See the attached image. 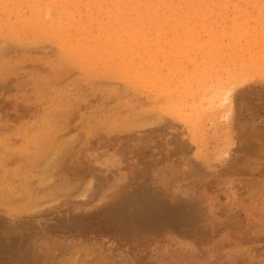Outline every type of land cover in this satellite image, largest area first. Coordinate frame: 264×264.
Wrapping results in <instances>:
<instances>
[{
  "label": "rangeland",
  "instance_id": "rangeland-1",
  "mask_svg": "<svg viewBox=\"0 0 264 264\" xmlns=\"http://www.w3.org/2000/svg\"><path fill=\"white\" fill-rule=\"evenodd\" d=\"M172 1L0 0V264H264V0Z\"/></svg>",
  "mask_w": 264,
  "mask_h": 264
},
{
  "label": "bare ground",
  "instance_id": "bare-ground-1",
  "mask_svg": "<svg viewBox=\"0 0 264 264\" xmlns=\"http://www.w3.org/2000/svg\"><path fill=\"white\" fill-rule=\"evenodd\" d=\"M173 1H174V0H173ZM173 1H172V2H173ZM174 2H175V1H174ZM19 3H20V2H19ZM26 3H27V2H26ZM24 5H25V3H24ZM19 7H20V6H19ZM58 9H59V8H58ZM82 9H83V8H82ZM69 10H71V9H69ZM175 10H176V9H175ZM18 11H19V10H18ZM157 11H158V10H157ZM53 12L55 13V11H53ZM166 12H167V11H166ZM42 13H43V12H42ZM44 14H45V13H44ZM165 14H166V13H165ZM221 15H222V14H221ZM46 16H47V15H46ZM10 18H11V16H10ZM103 18H104V17H103ZM103 18H102V19H103ZM60 19H61V18H60ZM82 20H83V19H82ZM159 20H160V19H159ZM84 21H85V20H84ZM132 21H133V20H132ZM49 22H50V21H49ZM49 22H47V21H45V20H43V19H41V18H38V22L34 23L33 26L31 27V29H33V30H35V31H38V32H40V33L43 34V32L46 31L47 28H50V27L53 26V25H52L51 23H49ZM92 23H93V22H92ZM17 24H18V23H17ZM17 24H16V25H17ZM182 24H183V23H182ZM224 24H225V23H224ZM189 25H190V24H189ZM104 26H106V25H104ZM166 26H167V25H166ZM16 27H17V26H16ZM143 28H144V27H143ZM75 29H76V28H75ZM152 29H153V28H152ZM153 30H154V29H153ZM167 30H168V29H167ZM23 31H24V30H23ZM23 31H22V32H23ZM73 31H74V30H72L71 33H73ZM27 32H28V31H27ZM27 32H26V33H27ZM61 32H62V31H61ZM94 32H95V31H94ZM218 32H219V31H218ZM251 32H252V31H251ZM71 33H70V35H72ZM79 33H80V32H79ZM74 34H75V33H74ZM76 34H77V33H76ZM70 35H69V36H70ZM61 36H62V35H61ZM74 36H76V35H74ZM74 36H73V37H74ZM82 36H83V35H82ZM149 36H150V35H149ZM259 36H260V35H259ZM66 37H67V36H66ZM71 37H72V36H71ZM63 38H64V37H62V39H63ZM69 38H70V37H67V41H69V40H68ZM72 39H73V38H72ZM81 39H82V38H81ZM0 40H1V38H0ZM70 40H71V39H70ZM224 40H225V39H224ZM253 40H254V39H253ZM45 41H46V40H45ZM65 41H66V40H65ZM0 42H1V41H0ZM5 42L7 43V41H5ZM11 42H12V40H11ZM39 42H40V41H39ZM60 42H61V41H60ZM62 42H64V40H63ZM21 43H22V42H21ZM42 43H43V42H42ZM96 43H97V42H96ZM112 43H113V42H112ZM64 44H65V42H64ZM89 44H90V43L88 42V45H89ZM26 45H27V44H26ZM105 45H106V44H105ZM131 45H133V44H131ZM121 46H122V45H121ZM139 46H140V45H139ZM141 47H142V46H141ZM75 48H76V47H75ZM164 48H165V47H164ZM94 53H95V52H94ZM190 54H191V53H190ZM157 55H158V54H157ZM132 56H133V54H132ZM71 57H72V56H71ZM93 57H94V56H93ZM183 58H184V57H183ZM87 59H88V58H87ZM181 59H182V58H181ZM88 60H89V59H88ZM113 61H114V60H113ZM142 62H143V61L141 60V63H142ZM245 63L248 64V62H245L243 59H240V67L245 68V67H246ZM194 64H195V63H194ZM39 65H40V64H39ZM237 66H238V65H237ZM237 66H236V67H237ZM97 67H98V66H97ZM145 67H146V65H145ZM199 67H200V66H199ZM236 67H235V68H236ZM27 68H29V67H27ZM168 68H169V67H168ZM235 68H234V69H235ZM3 69H4V68H3ZM40 69H41V68H40ZM40 69H39V70H40ZM120 69H121V68H120ZM127 69H128V68H127ZM139 69H140V68H139ZM5 70H6V69H5ZM5 70H3V71H5ZM236 70H239V69H236ZM241 70H242V69H241ZM241 70H239V71H241ZM46 71H47V73H49L48 70H46ZM159 71H160V70H159ZM239 71H238V72H239ZM129 72H130V71H129ZM146 72H147V71H146ZM146 72H145V73H146ZM47 73H46V74H47ZM134 73H135V72H134ZM152 73H153V72H152ZM154 73H155V72H154ZM159 73H160V72H159ZM164 73H165V72H164ZM235 73H236V72H235ZM40 74H41V71H40ZM46 74H45V75H46ZM135 74H136V73H135ZM231 74H232V72H231L229 75H231ZM241 74H242V71H241ZM241 74H240V76H241ZM41 75H43V74H41ZM161 75H162V73H161ZM214 77H215V75H214ZM117 78H118V77H117ZM229 78H231V77L229 76ZM233 78H234V77H233ZM235 78H237V77H236V74H235ZM235 78H234V79H235ZM197 79H198V78H197ZM129 80H130V79H129ZM164 81H165V79H164ZM167 81H168V79H167ZM227 81H228V80H227ZM62 82H63V81H62ZM207 82H208V80H207ZM104 83H107V82H104ZM130 83H132V82H130ZM154 83H156V82H154ZM205 85H206V84H205ZM209 85H210V84H209ZM209 85H208L207 87H209ZM200 86H201V85H200ZM214 86H215V85H214ZM210 87H211V86H210ZM212 87H213V86H212ZM212 87H211V88H212ZM213 88H214V87H213ZM216 88H217V87H216ZM157 89H158V88H157ZM202 89H203V88H202ZM199 91H200V90H199ZM203 91H204V90H203ZM203 91H202V92H203ZM210 91H211V90H210ZM219 91H220V90H219ZM217 92H218V89H217ZM152 93H153V92H152ZM194 93H195V92H194ZM219 93H220V92H219ZM219 93H218V94H219ZM58 94H59V93H58ZM154 94H155V93H154ZM206 94H207V93H206ZM218 94H217V95H218ZM222 94H223V93H222ZM193 95H194V94H193ZM134 96H135V95H134ZM189 96H190V95H189ZM222 96H223V95H222ZM224 96H225V95H224ZM23 98H24V97H23ZM174 98H175V97H174ZM201 98H202V97H201ZM205 98H207V97L205 96ZM222 98H223V97H222ZM210 99H211V98H210ZM224 99H226V98H224ZM201 100H202V99H201ZM204 100H205V99H204ZM207 100H208V99H207ZM215 100H216V99H215ZM190 101H191V100H190ZM208 101H209V100H208ZM223 101H224V100H223ZM194 102H196V101H194ZM188 103H189V102H188ZM186 104H187V103H186ZM190 105H191V103H190ZM192 105H193V104H192ZM186 106H187V105H186ZM104 107H105V106H104ZM179 107H180V106H179ZM174 109H175V108H174ZM80 110H81V109H80ZM175 110H176V109H175ZM166 111H167V110H166ZM176 111H177V110H176ZM74 112H75V111H74ZM180 112H181V111H180ZM67 113H68V112H67ZM76 113H77V111H76ZM127 113H128V112H127ZM120 114H121V113H120ZM129 114H130V113H129ZM173 114H174V113H173ZM72 115L75 116V113H74V114L72 113ZM158 116H159V115H158ZM150 117H152V115H151ZM177 117H178V116H177ZM71 118H72V116H71ZM75 118H77V117L75 116ZM128 118H129V117H128ZM73 119H74V117H73ZM73 119H72V120H73ZM130 119H131V118H130ZM154 119H155V120H154ZM156 119H157V117H154L153 119H151V123H152V122H154V123L157 122V124H158L159 121H156ZM159 119H160V118H159ZM159 119H158V120H159ZM74 120H75V119H74ZM115 120H116V119H115ZM138 120H139V119H138ZM149 120H150V119H149ZM152 120H154V121H152ZM186 120H187V119H186ZM189 120H190V119H189ZM136 121H137V120H136ZM136 121H135V123H136ZM140 121H141V120H140ZM127 122H128V120H127ZM131 122H132V121H131ZM133 122H134V121H133ZM133 122H132V125H133ZM137 122H139V121H137ZM64 123H65V122H64ZM67 123H68V122H67ZM125 123H126V122H125ZM185 123H186V122H185ZM152 124H153V123H152ZM140 125L143 126L142 123H140ZM153 125H154V124H153ZM134 126H135V127H141V126H136V125H134ZM121 127L123 128V125H122ZM127 127H128V126H127ZM143 127H144V126H143ZM131 128H132V126H131ZM61 129H62V128H61ZM52 131H54V130H52ZM56 132H57V131H56ZM59 132H60V129H59ZM59 132H57V133H59ZM45 133H46V132H45ZM49 133H51V131H49ZM52 133H53V132H52ZM60 133H61V132H60ZM76 134H77V131H76ZM40 135H41V134H40ZM226 136H227V134H226ZM50 137H51V135H50ZM59 137H60V135H59ZM59 137H58V138H59ZM74 137H75V136H74ZM54 138H55V137H54ZM54 138H51V139H54ZM76 138H77V137H75L74 139H76ZM198 138H199V137H198ZM61 139H62V137H61ZM69 139H70V138H69ZM69 139H67V142L70 141ZM72 139H73V138H72ZM49 140H50V139H49ZM58 140H59V139H58ZM63 140H64V139H63ZM37 141H38V140H37ZM47 141H48V140H47ZM61 141H62V140H61ZM75 141H76V140H75ZM27 142H28V140H27ZM73 143H74V142H73ZM47 145L49 146V145H51V144H47ZM60 145H61V144H59V146H60ZM73 145H74V144H73ZM51 146H52V145H51ZM62 146H63V145H62ZM54 147H55V146H54ZM56 147H58V146H56ZM71 147H72V146H71ZM77 147H78V146H77ZM49 148H50V147H49ZM52 149H53L52 154L55 156V158H57V156L55 155L56 152L54 151L55 149H54L53 147H52ZM52 149H50V151L47 150L48 153H50ZM57 149L59 150V149H61V147H58ZM57 149H56V150H57ZM65 149H66V148H65ZM65 149H63L64 151L62 150L63 155L65 154L64 156H66V152L69 153V152H68V149H66V150H65ZM70 149H71V148H70ZM70 149H69V151H70ZM0 150H1V149H0ZM27 150H28V149H27ZM45 150H46V149H45ZM45 150H43V151L45 152ZM58 150H57V151H58ZM43 151H42V152H43ZM60 151H61V150H60ZM42 152H41V153H42ZM44 152H43V153H44ZM53 152H55V154H54ZM64 152H65V153H64ZM43 153H42V154H43ZM57 153H58V152H57ZM60 153H61V152H60ZM52 154H51V155H52ZM43 155H45V156H44V157L41 156V158H44L45 160H46V159H50V160H48V161L46 160V162H48V163H46L45 160H43V159H39V158H38V159H39V161L37 160V161H38V165H39V163L42 162L41 160H43V161L47 164L46 166H48V165L50 164L51 161L54 163V160H55V159L53 160V158H54L53 155H52V156H53L52 159L49 158V157H52V156H50V154H49V156H48V154H43ZM61 155H62V153H61ZM46 156H47L48 158H47ZM59 156H60V155H59ZM59 156H58V157H59ZM45 157H46V158H45ZM60 158L64 159V157H60ZM62 159H61V160H62ZM242 159H243V158H242ZM61 160H60V162H61ZM49 161H50V162H49ZM55 161H56V160H55ZM62 161H63V160H62ZM44 162H43V163H44ZM52 162H51V163H52ZM45 163H44V164H45ZM41 164H42V163H41ZM41 164H40L39 166H41ZM52 165H53V164H52ZM50 166H51V164L48 166V168H49ZM58 166H59V165H58ZM42 167L44 168L43 165H42ZM53 167H54V166H53ZM53 167H50V169L52 168V170H50V172H52V174H53V171H55V170H53ZM43 168H42V169H43ZM48 168H47V169H48ZM54 168L56 169V167H54ZM38 170L41 171V168H39ZM48 170H49V169H48ZM50 175H51V174H49V176L46 175V177H47V178H48V177H51ZM55 176H56V175H55ZM53 177H54V175H53ZM53 177H51V179H54V178H55V177H54V178H53ZM41 178H42V177H41ZM56 178H57V177H56ZM58 178H60V177H58ZM38 179H39V178H38ZM38 179H36V180H38ZM43 179H45V177H43ZM49 179H50V178H49ZM49 179H48V180H49ZM60 179H61V178H60ZM45 180H47V179H45ZM48 180L45 181V183H49ZM58 180H59V179H58ZM38 181H39V180H38ZM35 182H36V181L33 182L34 185L37 184V182H36V183H35ZM42 182H43V181H42ZM76 182H77V181H72V183H73L72 186L75 185ZM31 183H32V182H31ZM88 183H89V182H88ZM29 184H30V183H29ZM38 184L41 185V183H38ZM38 184H37V185H38ZM70 184H71V183H70ZM34 185H33V186H34ZM37 185H36V186H37ZM42 185H43V184H42ZM45 185H46V184H45ZM72 186H71V188H72ZM83 187H85V184H84ZM71 188H69V189H71ZM21 194H23V192H22ZM24 194H26V193L24 192ZM24 194H23V196H24ZM20 197H21V196H20ZM20 197H19L18 200H17V199H16V200H17V201L20 200V202H21L22 199H23V200H26V199L28 198L27 196H26V199H24L23 197H22V199H21ZM16 198H17V197H16ZM10 199H11V198H10ZM13 199H15V197H14V198L12 197V200H13ZM28 199H29V198H28ZM16 200H15V201H16ZM23 200H22V201H23ZM38 201H39V200H38ZM28 204H29V202H28ZM28 204H27V205H28ZM33 204H34V203H33ZM33 204H32V205H33ZM25 206H26V205H25ZM30 206H31V205H29V206H28L27 208H25V209H29V210H30V209H31ZM18 208H19V207H18ZM32 208H34V207L32 206ZM29 210H28V211H29ZM26 211H27V210H26Z\"/></svg>",
  "mask_w": 264,
  "mask_h": 264
}]
</instances>
